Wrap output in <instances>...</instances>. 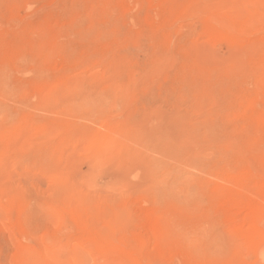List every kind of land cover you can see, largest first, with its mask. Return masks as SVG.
<instances>
[{"label":"rangeland","instance_id":"obj_1","mask_svg":"<svg viewBox=\"0 0 264 264\" xmlns=\"http://www.w3.org/2000/svg\"><path fill=\"white\" fill-rule=\"evenodd\" d=\"M0 264H264V0H0Z\"/></svg>","mask_w":264,"mask_h":264}]
</instances>
